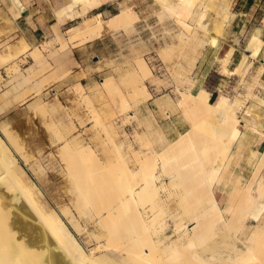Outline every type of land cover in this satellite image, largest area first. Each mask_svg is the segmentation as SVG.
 <instances>
[{
	"label": "bare ground",
	"instance_id": "1",
	"mask_svg": "<svg viewBox=\"0 0 264 264\" xmlns=\"http://www.w3.org/2000/svg\"><path fill=\"white\" fill-rule=\"evenodd\" d=\"M103 1L64 2L58 18L84 17L68 30V40L84 44L107 33L136 29L138 13L124 2L107 18L102 13L88 15ZM153 1L161 19L178 24L177 40L160 42L156 56H146V41L131 42L127 50L108 58L109 72L102 81H71L91 120V137L75 131L72 118L56 119L54 107L41 95L53 80L68 79L80 66L78 61L56 71L42 59V48L51 42L31 48L25 37L0 52V66L15 72L0 111L24 101L28 93L38 97L33 109L45 116L50 138L58 146L77 213L68 205L55 208L31 180L19 162L28 157L23 143L8 123L2 124L0 264H264V150L259 147L264 117L253 113L250 120L240 115L241 99L231 101L222 93L212 102L204 86L193 91L199 51L206 43L218 44L224 23L235 15L232 0ZM260 33L258 29L251 34L252 52L245 53L238 72L248 56L264 47ZM55 40L64 41V34L60 31ZM234 46L220 58L223 73H233L228 63ZM28 57L34 62L24 72L16 59ZM152 57L164 64L163 77L152 69ZM170 87L175 97L163 95L157 106L168 117L178 111L188 124L175 135L150 104L154 92ZM253 109L247 106V111ZM119 119L134 125L140 150L121 138ZM243 160L252 164L249 179L241 168ZM215 187L224 191L221 204ZM251 218L256 224L248 226ZM71 227L80 234L86 231L96 245L86 249Z\"/></svg>",
	"mask_w": 264,
	"mask_h": 264
},
{
	"label": "rangeland",
	"instance_id": "2",
	"mask_svg": "<svg viewBox=\"0 0 264 264\" xmlns=\"http://www.w3.org/2000/svg\"><path fill=\"white\" fill-rule=\"evenodd\" d=\"M122 2L128 5L131 4L130 6H132L138 13L139 18L137 19L135 25L136 29H134V31L131 33H126L123 30L115 31L114 33H107L101 37L100 40L92 42L90 44V56L88 60L90 65H96L100 63V60H103V58L107 59L111 55H119L123 50L119 49L120 45L127 47V45H129L131 42L144 40L148 45L146 56H154L156 54V48L159 46L160 42H163L164 40H177V34L179 31L178 24L172 18L166 17L161 19L158 15L159 7L153 0H121V3ZM111 12H115V10H112ZM212 12L213 14H216V9L212 8ZM233 18L230 22L224 23L223 29L219 33L222 37V40L229 39L226 29H232L234 24ZM1 26L2 22L0 18V52H3L8 51V46H11L16 41L12 43L8 42V40L12 39L13 37L4 35ZM235 30H238L239 34L234 32L232 37L233 42H237L241 47H245L246 43H249V39L251 37L250 32L246 31L244 34H241L240 29ZM213 33L216 32L213 31ZM3 38L5 39L2 41ZM219 40H221V38ZM248 43L247 49L251 50V48H248ZM86 44H83L82 46ZM207 44L209 43H206L203 47H201L198 57L202 55V49ZM149 47H152V49ZM42 50V59L48 61L51 64L50 68L55 70H57V67H62L69 58L67 54L57 50L53 44H49L47 48H42ZM251 52L252 51H250V53ZM245 53L243 50H241L242 58L237 55L235 56L233 64L229 68L230 70H233V73L229 74L223 73L221 71V57H219V60L217 59V64L214 66V69L206 80V84L211 91L206 86L204 87L212 92V102H215L220 94L224 93L230 98L231 101H235L236 99L243 100L244 103L241 105V109H238V113L240 115L244 114L245 117L252 120L254 117L253 113H255L259 117L263 118L264 98L256 96L253 92L257 90L256 85L259 82L258 70L261 68V66L259 68L257 66H252L253 63L250 61V59L254 56L250 55L247 57L240 71L238 72L236 70ZM29 58L31 57H28V59ZM28 59L25 61L20 60V58L16 59L21 70L24 72L34 62L32 59V62L29 64ZM210 59L211 56H209V60ZM150 61L152 63L151 66L154 72L157 75L163 77L165 67L164 64L156 57H152ZM108 72L109 68L105 71H102L100 74L95 75L94 80L96 82L102 81ZM197 73L198 68L196 65H194L192 76L194 77ZM14 76L15 72H8L6 66H0V105L8 101V97L4 96L3 92L12 86ZM72 76H74V74L63 81L58 79L53 80L44 87L41 95L48 105L54 107L55 111L53 114L56 119L68 121L70 118H72L74 125L76 126L75 131H81L86 133L88 137H91L93 134V130L91 129L92 123L87 113L86 107L81 103L72 88ZM87 83L88 81L84 82V84ZM150 87L153 88L152 86ZM193 91L195 92L196 88H193ZM28 94L24 101L18 102L16 105H12L11 107L0 111V127L2 128V124L8 123L10 128H12V130L18 134L19 139L23 143V147L28 155L27 160L19 158V162L31 180L36 182L41 190L50 196L51 202L55 208L68 205L71 207L73 214L77 216L76 210L70 202V193L68 192V184L64 175L62 162L58 158V146L50 138L49 131L45 123V116L39 111L35 112L33 109V105L38 101V97L32 93ZM166 94H170L175 97V92L173 91L172 87H170L168 89H163L159 93L154 92V95L150 100V104L159 120L168 124L170 134L175 135L177 129L183 131L187 128L188 124L178 111H175L170 117L162 115L158 111L157 100ZM11 97H13V95H10V98ZM247 106L254 108L253 112L247 111ZM261 123L264 124V121H261ZM118 127L121 138L125 141H128L129 144L132 145L133 149L140 150L139 141L135 135L136 130L134 125L132 123H124L119 119ZM1 128L0 130H2ZM259 147L261 151L264 150V138L261 140ZM242 167L245 176L249 179L253 172L251 169V161L243 160L241 164V168ZM263 175L264 166L260 171V176ZM214 190L215 195L221 204L224 197V191L219 187H215ZM66 222L70 225L68 220ZM254 224H256V219L251 218L248 220V226H252ZM21 225H23V223H21ZM189 227L192 226L190 225ZM90 228H93L92 225ZM71 229L73 228L71 227ZM73 232L79 237V240L86 249H92L96 245L95 240L89 241V236L86 231L80 234L73 229Z\"/></svg>",
	"mask_w": 264,
	"mask_h": 264
},
{
	"label": "crops",
	"instance_id": "3",
	"mask_svg": "<svg viewBox=\"0 0 264 264\" xmlns=\"http://www.w3.org/2000/svg\"><path fill=\"white\" fill-rule=\"evenodd\" d=\"M66 1L67 0H0L1 28L3 29L4 35L13 37L8 40L10 43L17 41L20 37H25V40L31 44L32 48L35 45L41 46L45 41H50V44H53L57 50L69 56L67 62L62 67H57L56 71L71 68L74 62L78 61L80 66L75 67L74 76L71 77L72 80H80L83 84L85 81H88L87 84L93 83L95 82V75L100 74L110 67L106 63L108 58H103V60H100V63L96 65H90L88 60L90 56V44L92 42H87V44L84 43L86 45L82 46L83 44H74L71 40H68V30L77 25L84 17L76 16L71 19L58 18L57 10ZM120 6L121 0H104L99 6L92 9L88 15L102 13V15L107 18L111 14L117 12ZM12 7L17 12L16 15L13 14L11 10ZM112 10H115V12H111ZM232 10L235 14L233 18L234 24L232 29H226L229 39L222 40L221 37L217 45L213 46L207 44L202 49V55L196 60L195 65L198 68V73L194 76L196 78V84L193 87L196 88V91L201 86H206L208 88L206 80L217 64V59L219 60V57L225 56L231 46L235 45V50L231 56L229 68L233 64L236 55L242 58L241 50H243L244 53H250V49H247L248 42L245 47H241L237 42H233L232 37L234 32L239 34V31L235 29H240L241 34L248 31L250 35L258 29H261L260 34L264 37V0H232ZM60 31L64 34V41L55 40L57 33ZM4 39L5 38H3L2 41ZM100 39L101 38L96 39L95 41ZM127 48L128 45L127 47L121 45L119 47V49L124 50H127ZM149 48L152 49V47ZM209 56H211L210 60ZM32 59V57L28 59L29 64L32 62ZM250 61L253 63L252 66H257L258 68L260 66L263 67L259 75V82L256 85L257 90L253 92L256 96L264 98V47L258 55L251 57Z\"/></svg>",
	"mask_w": 264,
	"mask_h": 264
},
{
	"label": "trees",
	"instance_id": "4",
	"mask_svg": "<svg viewBox=\"0 0 264 264\" xmlns=\"http://www.w3.org/2000/svg\"><path fill=\"white\" fill-rule=\"evenodd\" d=\"M211 101H212V99H211Z\"/></svg>",
	"mask_w": 264,
	"mask_h": 264
}]
</instances>
